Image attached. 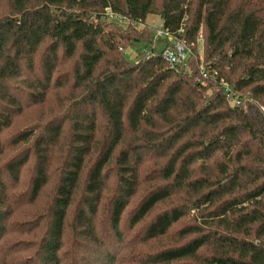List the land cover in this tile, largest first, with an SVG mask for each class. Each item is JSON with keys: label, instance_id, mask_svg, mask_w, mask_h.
<instances>
[{"label": "trees", "instance_id": "trees-1", "mask_svg": "<svg viewBox=\"0 0 264 264\" xmlns=\"http://www.w3.org/2000/svg\"><path fill=\"white\" fill-rule=\"evenodd\" d=\"M148 15L185 66L125 59ZM20 235L13 264H264V0H0L2 256Z\"/></svg>", "mask_w": 264, "mask_h": 264}, {"label": "rangeland", "instance_id": "rangeland-1", "mask_svg": "<svg viewBox=\"0 0 264 264\" xmlns=\"http://www.w3.org/2000/svg\"><path fill=\"white\" fill-rule=\"evenodd\" d=\"M145 23L146 25H148L151 28H159L161 26L160 23V17L158 15H148L145 19ZM161 48H166V43L165 42H161V41H156L153 37H151L150 42L148 43H138V44H132L130 45L124 52V57L127 60L132 61V58L138 54V53H147L148 51H150L151 49L158 51ZM203 59H199V61L205 65H208V62L204 64V61H202ZM56 102L53 101L51 103L50 109L53 112H59L61 110V107H57L55 106ZM63 105V104H62ZM62 112V110L60 111ZM37 115L35 116L34 113H28V114H24L23 116H21L20 118H18L17 120H15L12 124V128L9 129L7 131L8 134H11L13 132H16L17 130L21 129V128H26V127H30L35 119H36ZM12 152L11 149H8L6 155L8 156L10 153ZM161 165V164H160ZM153 167L152 163L147 162L143 165L142 167V173L147 172L149 170H151V168ZM114 182V177L113 175L110 176L109 178V185L112 184ZM142 194V192L139 190L136 194V197H140V195ZM40 207V204H36L35 209H31L32 212ZM28 239V237L20 235V236H13L10 239V246L6 247L5 252L7 254L10 255V259L6 258L4 256H2V254H0V264H13L12 261H17V260H21L24 257L28 256L27 254L23 253L25 251V248L21 242H18V240H26ZM12 260V261H11ZM114 263L112 264H118V262L116 263V261H113Z\"/></svg>", "mask_w": 264, "mask_h": 264}, {"label": "built area", "instance_id": "built-area-1", "mask_svg": "<svg viewBox=\"0 0 264 264\" xmlns=\"http://www.w3.org/2000/svg\"><path fill=\"white\" fill-rule=\"evenodd\" d=\"M106 12L108 11L106 10ZM109 17L115 18L120 23L125 22L124 18L115 17L112 15H109ZM179 33H181V30H179ZM153 38L155 40H162L165 42H171L172 40V36L166 30H164L162 26L153 29ZM196 44L198 48V55L201 58L202 37L200 34L197 37ZM158 52L170 70H176L186 65L188 50L180 43H174L173 47L161 48L158 50ZM198 71L201 79L212 80L218 84L226 100L232 106L243 108L246 103L250 102V99L247 98V95L237 93L223 78L218 76L215 70L206 68L205 65L200 62Z\"/></svg>", "mask_w": 264, "mask_h": 264}]
</instances>
